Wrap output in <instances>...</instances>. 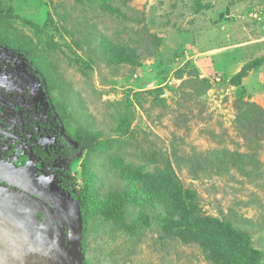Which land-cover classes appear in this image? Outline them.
Returning <instances> with one entry per match:
<instances>
[{
  "label": "rangeland",
  "instance_id": "obj_1",
  "mask_svg": "<svg viewBox=\"0 0 264 264\" xmlns=\"http://www.w3.org/2000/svg\"><path fill=\"white\" fill-rule=\"evenodd\" d=\"M11 3L13 12L38 25L39 31L19 18L4 19L0 49L25 58L34 72L29 80L37 84V96L50 100L56 119L52 143L75 148L80 142L77 133L87 130L122 141L126 161L142 162L141 153L169 158L183 186L195 190L202 212L225 217L248 233L264 263V137L249 131L244 137L236 122L237 99L264 108V63L249 71L239 86L229 83L245 62L264 55V21L248 17L251 8L264 7V0H106L110 9H102L100 0ZM5 9L0 7V13ZM102 39L136 48L140 65L105 61ZM19 47L45 53L34 59ZM180 70L182 79L176 76ZM195 72L210 82L208 89L200 93L199 81L177 88ZM158 86L163 87L164 104L148 93ZM122 118L130 120L132 135L119 130ZM215 149L248 153L253 162L239 168L213 158ZM85 154L81 148L59 165L75 192L86 188L90 197H101L122 185L106 158L93 156L84 167ZM76 199L80 209L84 207ZM136 210L128 207L132 213L127 220ZM154 211L148 209V225L140 236L131 237L105 224L91 202L83 223V258L88 264H212L198 243L163 237ZM57 220L63 242L64 225ZM0 250L11 264H22L19 252L4 246ZM26 255V264H47L39 255Z\"/></svg>",
  "mask_w": 264,
  "mask_h": 264
},
{
  "label": "trees",
  "instance_id": "obj_2",
  "mask_svg": "<svg viewBox=\"0 0 264 264\" xmlns=\"http://www.w3.org/2000/svg\"><path fill=\"white\" fill-rule=\"evenodd\" d=\"M199 1L196 0L197 3ZM2 6L6 9L3 14L0 13V24H3L4 19L19 18L34 28L35 31H39L38 25L13 12L14 8L11 0H0V7ZM100 7L110 9L106 4V0H100ZM22 38L27 39L28 37L23 35ZM30 42L32 43L31 40ZM35 47V45L32 46L33 49ZM100 47L105 61L110 64H128L133 67L140 65V56L134 47L125 43H114L106 39H102ZM18 49L26 52L22 47ZM44 53L45 51H42L41 54L26 52V55L36 59L43 56ZM263 63L264 55L245 62L229 78V83L233 86H239L249 71ZM39 70L42 71L41 68ZM189 74L190 76L183 79L177 88L182 87L184 83L193 85L197 81L203 84L200 93L210 87V82L206 78H200L196 72L194 76L191 73ZM176 76L182 79L183 71H177ZM168 86L170 89H174L172 86ZM148 93L154 94L153 100L164 104V99L161 97L163 93L162 86L150 89ZM237 103L236 122L239 125V131H249V134L252 132L253 134H262L264 137V108L255 102L242 98L237 99ZM129 122V119L122 118L119 130L124 133L129 132L132 135L133 132L128 131ZM246 132L245 136L243 135L244 137H247ZM77 137L80 140L79 144L75 148L65 149L64 153L66 155H77L81 148H85L84 167L93 156H97L99 160L106 158L108 165L117 172L119 179L122 181L119 188H111L104 192L101 197H90L87 195L86 188H83L79 194L78 192L72 194L73 197L79 198L84 206L81 207L84 224L86 223L85 210L93 202L105 224L118 227L125 235L138 237L144 226L148 225L149 215L147 211L152 209L155 210L153 216L158 219L161 225L163 237L177 238L184 243H198L212 264H264L262 253L253 248L248 233L234 227L233 223L225 217L211 216L202 212L195 190L183 186L169 158L159 159L154 154L141 153L142 162L136 164L132 161H126L124 156L121 155L120 148L123 142L119 139L101 138L100 133L87 130L79 131ZM255 143L259 144L258 141H255ZM115 147L116 149H114ZM212 153L213 158L226 161L239 168H243L247 162H253L251 155L239 151L215 149L212 150ZM191 160L190 158L187 159V161ZM158 161L162 164L157 165ZM11 163L15 164L13 161ZM151 164L154 165L149 168ZM213 165L216 164L213 163ZM202 166L206 168L204 165ZM85 170L83 175L84 179L87 180L89 176H87ZM45 176L48 179H53L65 190L69 191V188H71V181L68 185L65 177L56 169L52 173H46ZM128 207H135L137 210L127 220V216L132 213L128 211ZM85 232L83 230L82 252H84L86 246ZM82 263L88 264L84 258Z\"/></svg>",
  "mask_w": 264,
  "mask_h": 264
},
{
  "label": "flooded vegetation",
  "instance_id": "obj_3",
  "mask_svg": "<svg viewBox=\"0 0 264 264\" xmlns=\"http://www.w3.org/2000/svg\"><path fill=\"white\" fill-rule=\"evenodd\" d=\"M24 59L17 53L0 49V159L21 170H31V167H34L41 178L72 196L76 193L72 187L68 186L69 191L65 190L53 179L45 176L46 173H52L56 169L65 177L69 185L70 179L59 168L68 154L64 153L65 149L52 143L55 140L56 119L50 100L45 95L37 96L38 92L35 89L37 84L29 80V75H33L34 72H30L31 68ZM12 161L16 165L11 163ZM0 186L6 190L0 192V207L23 218L40 231L46 232L45 211L42 206L52 210L51 207L5 182L0 181ZM15 197L24 201L17 203ZM33 200L34 204H32ZM32 205L35 206L36 211L33 215ZM0 224L12 231L7 222L0 219ZM0 234L13 235L2 231ZM0 242L2 243L0 248L3 246L8 248L6 243L1 240ZM4 251L6 250L3 249Z\"/></svg>",
  "mask_w": 264,
  "mask_h": 264
},
{
  "label": "water",
  "instance_id": "obj_4",
  "mask_svg": "<svg viewBox=\"0 0 264 264\" xmlns=\"http://www.w3.org/2000/svg\"><path fill=\"white\" fill-rule=\"evenodd\" d=\"M0 181L34 196L51 207L53 214L45 213L44 228L40 231L33 224L0 207V219L10 224L17 234L0 240L13 251L19 252L22 264H26V252L39 255L47 264H83V218L79 203L70 193L41 178L34 167L21 170L0 159ZM58 218L63 222L64 239L58 238ZM0 264H11L0 251Z\"/></svg>",
  "mask_w": 264,
  "mask_h": 264
},
{
  "label": "built area",
  "instance_id": "obj_5",
  "mask_svg": "<svg viewBox=\"0 0 264 264\" xmlns=\"http://www.w3.org/2000/svg\"><path fill=\"white\" fill-rule=\"evenodd\" d=\"M248 17L255 19V20H259L264 21V7L260 6V7H253L248 11Z\"/></svg>",
  "mask_w": 264,
  "mask_h": 264
},
{
  "label": "crops",
  "instance_id": "obj_6",
  "mask_svg": "<svg viewBox=\"0 0 264 264\" xmlns=\"http://www.w3.org/2000/svg\"><path fill=\"white\" fill-rule=\"evenodd\" d=\"M1 226H3L2 224H0ZM3 228H6L5 226H3ZM0 231H6V232H9L11 234H17L16 232H14L13 230L11 231L10 229L6 228L5 230H2L1 227H0Z\"/></svg>",
  "mask_w": 264,
  "mask_h": 264
}]
</instances>
